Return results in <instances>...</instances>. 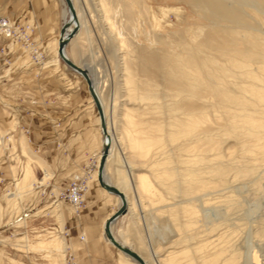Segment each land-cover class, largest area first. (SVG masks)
<instances>
[{
    "label": "bare ground",
    "instance_id": "1",
    "mask_svg": "<svg viewBox=\"0 0 264 264\" xmlns=\"http://www.w3.org/2000/svg\"><path fill=\"white\" fill-rule=\"evenodd\" d=\"M96 1L97 7H100L102 12L103 24H108L109 33H113L119 43L116 49L124 51L127 48L128 51L127 53L125 50L120 59L118 58L124 71L120 80L125 83L122 86L123 94L119 91L118 98L109 105L104 97L108 79L96 57L92 54L88 59L93 65L87 64V67H84L82 61L78 62L75 59L74 61L68 54V44L78 43L83 39L84 34H88V29L78 9V2L84 3L87 12L89 11L94 16L87 0H72L76 12L75 20L72 18L66 1L63 0L66 7L65 23L60 31V38L55 41L57 56L52 62L56 64L59 57L64 61L59 51L61 37L63 34L71 33L77 25L79 29L66 43L64 55L86 70L90 76L93 89L103 110L106 126V134H104L102 117L88 85L91 95L90 102L96 106L99 113L98 122L104 139L100 152L95 154L96 163L95 169L91 172L92 178L94 177L107 193L118 198V210L123 202L126 203L125 212L110 223L112 236L134 251L144 264H164L170 259H172L171 263H177L174 261L175 250H170L168 255L161 259L158 257V251L150 246V257L149 255L144 256L143 253L131 247L133 242L128 233L123 231L116 235L111 228L121 216L128 212L133 215L136 222L144 214L147 215L148 211L144 206H152L151 202L145 200V197H149L156 203L160 202L161 208L164 209L161 215L156 209L155 213L152 212L153 209L148 208L151 210L149 214L156 220L153 222L154 226L164 231L163 241L167 245L166 248L173 247L172 244H175V241L170 238V235L175 236L182 226L190 228L189 230L196 227L198 233L195 232L200 241L197 245V253L201 258L198 260L199 264H241L240 259L244 251L236 245L237 238L239 239L236 232L241 222L232 220L231 216L234 215H230V219L235 222L229 223L228 219L224 221L219 219L220 222L216 223L214 220V224H210L212 227H206L208 232L201 233L199 230L202 229L198 228L201 226L200 222L208 218L212 221V217L215 218L218 215L214 210L205 214L202 212L201 204H193V199L197 196L196 200L206 206L212 203L216 205V202L223 203L230 211L234 210L237 205L240 208L239 199L241 198L238 199L240 195L234 194L236 188H232L235 185L233 183L253 181L252 183L255 184L257 181V178H254L255 173L258 168L262 169L260 165L264 163V31L262 30L264 0H196L197 7L204 16L211 20L214 27H209L210 30L199 40L192 38L188 41L186 37H182L183 39L177 44L180 48L179 52L160 47V49L155 48L150 55L133 54L135 48H130L131 44L121 32L116 30V8L111 0ZM134 1L139 4L143 14H148L147 1ZM6 38L11 41V47L14 44H21L25 48H30L32 45V55L37 57L36 60H43L30 36L26 32L21 33L11 19L1 17L0 40ZM16 38L22 40L19 42L15 40ZM159 41H164V38L160 36ZM138 50L136 49V52H139ZM133 56L132 61L135 64L129 59ZM64 63L66 64L65 61ZM137 69L140 70L141 78L135 71ZM75 72L86 81L80 72ZM132 76L134 80H131ZM125 100L127 101L124 103L119 102ZM112 114L121 115L117 118L118 120L115 119L114 124ZM147 114L153 116L146 119L144 116ZM5 135L0 128V154L7 147ZM107 142L108 154L102 178L106 185L120 191L123 197L102 186L99 179L100 161ZM22 144L25 149L27 144L24 138H22ZM26 152L29 154L28 150ZM113 156L115 158L113 161L116 163L113 170L114 180L109 175L111 173L109 165ZM139 163L147 167V172L137 173L134 176L132 170L144 169L141 165V168L135 166ZM44 170L45 177L51 175L48 168ZM31 176L36 179L33 169L28 167L25 177L18 181L16 186L24 185ZM81 178L85 179L86 176L79 173L73 177L74 189L69 190V195L66 196L76 209L85 200L87 191L83 190L85 186H82ZM175 178L183 187L180 194H178V188L167 185V181H173ZM263 178L259 177V182L263 181ZM259 182L257 181L256 184L259 185ZM130 187H132L134 196H129ZM158 188L163 192H158ZM256 189L259 190V188ZM213 192H218V195ZM211 193L216 197L214 195L209 198L213 196ZM205 194H208L206 196L211 195L201 200ZM177 197L181 199L177 200ZM178 205H183L184 208L186 217L184 224H177L173 218L175 214L173 211L169 212L170 208L174 209L173 206ZM1 207L0 203V220L2 218ZM57 211L59 212V209ZM117 211L108 219L113 217ZM230 211L227 213L230 214ZM236 215L238 216L237 212ZM237 218L240 219V216ZM260 219L257 223L254 221L256 224L253 229L254 236L264 241V216ZM240 220L244 221V217ZM243 223L249 227L251 225L246 219ZM203 228L206 230L205 226ZM104 233L105 238L114 245L106 234L105 225ZM190 239L189 237L188 240ZM28 247L36 250L47 249L49 253L52 252V257L58 254L64 256L66 242L64 237L55 236L49 244L40 241L39 245L30 244L26 246ZM260 247L264 250V246ZM119 250L124 258L123 264H141L128 253ZM184 250L181 253L185 254ZM256 257L254 256L252 264L258 263L256 260L260 258Z\"/></svg>",
    "mask_w": 264,
    "mask_h": 264
},
{
    "label": "rangeland",
    "instance_id": "2",
    "mask_svg": "<svg viewBox=\"0 0 264 264\" xmlns=\"http://www.w3.org/2000/svg\"><path fill=\"white\" fill-rule=\"evenodd\" d=\"M87 1L92 8L91 10H93L94 16L89 11L87 12L84 3L78 2V9L80 17L84 20L85 27L88 29V34H84L80 42L70 43L73 46V55L69 52L68 54L70 58L73 57V60L82 61L84 63L82 64L86 67L87 64L93 65L88 58L92 54L96 57L99 66L108 79V86L104 90V97L108 104L111 105L118 98L119 91L123 94L122 86L125 83L120 80L124 71L118 58L120 59L121 54L125 50L127 51V48L124 51L116 49L119 47V43L114 34L109 33L108 24H103L102 12L99 9L100 7H97V1ZM145 1H147V5L149 6L148 14L146 15L143 14L141 7L134 0H111L116 8V30L121 32L131 44L132 47L130 48H135L133 54L142 53L150 55L155 48L160 49V47L179 52L180 48L177 44L183 39L182 37H186L185 39L188 41L192 38L199 40L210 28L214 27L211 20L207 16H204L202 11L197 7L196 0ZM1 17H10L15 21V25L20 29L21 33L26 32L27 35H31L30 39L33 45L35 44L44 61L41 59L40 61L36 60L37 57L32 55V45L30 48H25L21 44H14L11 47L9 39L0 40V128L6 134L5 142L7 144L5 150L2 151L3 153L0 154V203L2 205V218L0 220V264H78L81 248L77 246L76 238L80 234V217H82V211L87 202L86 195H88V191L95 181L91 173L92 166L96 163L95 154L100 152L104 139L100 129L101 138H94L97 144L95 145V150H92V158L88 161L89 163H78L77 166H74L73 173L71 174H67L66 171L70 167V162L73 161L70 156L72 148H68L66 142L71 130L79 123L82 115L85 118V115L87 117L89 113H95L96 117L99 118V113L96 106L91 102H89L91 107L87 109L84 106L85 102H82L83 104L81 105L77 103L88 99L85 95L86 85L88 84L81 75L66 66L60 57L56 63V68L50 65L51 58L54 56L52 52L54 48L49 46L48 42L55 38L56 35L51 39L42 40L40 33L36 29H30L29 27V25H32V15L29 18L30 22L28 25L23 17H17L14 13L10 14L7 11L1 12L0 6ZM35 27L38 28L37 25ZM262 30L264 31V25L262 26ZM160 36L164 38V41H159ZM177 37H180L179 41L175 40ZM15 40L20 42L22 39L16 38ZM136 49H139V52H136ZM54 53H56V43ZM129 59L132 61L134 56ZM132 62L135 64L134 61ZM135 71L138 72V76L141 78L140 70L137 69ZM133 78L132 76L131 80H134ZM126 101L119 102L124 103ZM135 103L139 105L138 102ZM86 104L88 105V101ZM72 106L73 108L70 112L63 116ZM76 111H82L83 113L80 115L79 112V114L73 116L69 121L66 120L67 117ZM53 116L61 117L53 118ZM120 116L112 114L113 124L116 123L117 118ZM151 116L147 114L144 117L150 119L149 117ZM94 119V115L92 118H88L90 125L93 124L92 120ZM22 138H24L27 144L25 149H23ZM84 142L83 138L77 143L84 144ZM26 149L29 151V154L26 152ZM116 153L118 154V150ZM111 159L112 162L109 165L111 173L109 175L114 180L113 170L116 167V163L113 161L115 159L114 156ZM66 163L67 167H65ZM140 165L144 169L132 170L134 176L137 173L147 172V167L144 164L139 163L135 166L141 168ZM260 166L263 171L264 163ZM28 167L33 169L36 179H33V176H31L24 185L20 184V186H16L17 182L25 177ZM47 168L50 170L51 175L45 177L46 172L44 169ZM258 169L254 178H257L259 182V177L262 179L264 173L262 174V171ZM54 171H56V174ZM79 173L87 178H81L82 186H85L83 190L87 191L85 193V200L76 209L66 196L69 195L70 187L73 184V177ZM263 181L259 182V185L255 181V184L252 183L253 181H249L250 183L248 181L233 183L235 185L232 188H236L234 194L240 195L238 199L241 198L239 202L242 203H239L240 208L237 205L232 210L233 212L228 210L223 203L219 204L216 202V205L212 203L206 206L196 200L197 196L193 199V204H201L202 212L205 214L214 210L218 215V217L215 216L216 219L212 217V221L210 220L211 218H208L200 222L201 226L198 228L202 230H198L201 233L208 232L207 228L212 227L210 224L214 220L216 223L227 219L228 222L230 221L229 223L235 221L241 222L240 225L238 223L240 230L238 229L236 232L239 239L236 236L238 241L235 240L238 242L236 245L241 247V251H244L240 259L241 264H252L254 256L260 258L256 260L257 264H259V260H261V264L264 263V250L260 247L262 246L263 248L264 245L262 244H264V241H260L259 238L255 237L253 230L256 225L254 221L257 223L264 216V213H262L264 211ZM167 183V185L170 184L174 188H178V194L183 189L182 184L177 178L173 181H167ZM253 185L259 188V190L255 187L254 189ZM158 189V192H163L162 189ZM255 191L257 192L256 194L254 193ZM213 193L218 195V192ZM129 194V196L135 195L132 187L129 188ZM206 195L208 194H205V197H201V200L202 198L209 197ZM214 195L209 198L214 197ZM178 198L180 197L176 199L178 200ZM145 200L152 203V206H144L148 211L147 215L139 216L140 218L136 222L137 220L128 212L121 218L122 220L119 225H116V228L115 224L112 225V230L116 235H119L123 231L128 233L133 243L140 247L144 256L149 255L148 257H150L149 249L151 246L158 251V257L162 259L161 255H164L166 250H168V248L164 247L165 243H163L164 231L154 226L153 222L156 220L149 214L151 213L149 209H153L152 212L157 210V213H161V215L164 209L161 208L162 204L154 202V199L145 197ZM182 206H173L174 209H169L170 213L173 211L175 214L173 218L177 224H184L186 222ZM220 208L221 210H219ZM58 209L59 212L57 211ZM226 209L230 211V214L229 212L227 213ZM202 212L201 214L205 215ZM230 215H234L231 216V219H235V221L230 219ZM239 216L240 219L244 217V221L238 219L237 217ZM245 219L248 224H251L250 227L246 223H243ZM204 226L205 228L207 227V231L203 230ZM195 228L189 230L190 228H183L182 226L175 236L170 235V238L175 241L171 249L176 251V254H174V261H177L176 264H199L198 260L201 259L197 253L199 239H197L198 231L197 228L194 230ZM55 236H62L65 239L66 250L64 256L58 254L52 257V252L49 253L47 249L36 250L29 247L26 248L30 244L39 245L40 241H45L49 244ZM85 237L86 235H83V233L79 235L80 243L85 241ZM189 237L191 238L190 240H188ZM104 239L108 244L112 245L105 238V233ZM186 248L187 250H184ZM182 250H184L185 254L181 253ZM100 259L103 261V264L124 263L120 250L114 245H112L108 254L103 259L100 257ZM170 260L172 261V259ZM170 260L164 262V264H173Z\"/></svg>",
    "mask_w": 264,
    "mask_h": 264
},
{
    "label": "crops",
    "instance_id": "3",
    "mask_svg": "<svg viewBox=\"0 0 264 264\" xmlns=\"http://www.w3.org/2000/svg\"><path fill=\"white\" fill-rule=\"evenodd\" d=\"M1 12L7 11V13H14L17 17L25 18L26 23L29 25L30 16L32 15V25H29L30 29H36L40 33V37L42 40L51 39L55 35L56 37L51 39L48 42L49 46H52L55 51V41L60 38V31L62 29L63 24L65 23V4L63 0H0ZM5 9V10H4ZM7 9V10H6ZM11 19L10 17H7ZM12 20V19H11ZM13 21V20H12ZM15 22V21H14ZM38 26V28L35 27ZM28 27V28H29ZM32 32V31H31ZM31 37V35H30ZM52 50V49H51ZM68 52L73 55V46L69 43L67 46ZM56 57V53H54ZM52 57V61L55 57ZM73 58V57H72ZM75 58V57H74ZM52 61H50V65L57 66ZM84 66V65H83ZM60 67V65H59ZM86 67V66H84ZM58 70V69H57ZM86 97L88 98L86 101H79L78 104H83L85 102V109L90 108L91 95L88 89V85H86ZM88 101V105L86 102ZM70 109L65 112L63 116L68 114ZM80 111H76L71 114V116L67 117L66 120H70L73 116L79 114ZM82 111L80 115H82ZM95 116V119L92 120V125L88 122V118H92ZM47 116V115H46ZM50 116H52L50 114ZM57 116H53L55 118ZM61 117V116H59ZM57 117V118H59ZM80 121L75 125V128L71 130L70 135L67 140L66 146L68 148H72L70 156L72 157V162H70V167L67 169V174L73 173L74 166H77L79 163H89L90 158H92V150L96 148L95 137L99 139L100 128L98 123V117H96L95 113H89V116L83 115L80 117ZM75 132V133H74ZM84 138V144L77 143L79 140ZM88 155V157H86ZM90 155V156H89ZM87 160V161H86ZM95 165V164H94ZM94 165L92 166V170L95 169ZM67 163L65 167H67ZM56 171H54L55 173ZM56 174V173H55ZM87 202L84 210L82 211V217H80V234L86 235L85 241L80 243L79 235H77L76 241L77 246L80 249V259H78V264H103L100 257L103 259L105 255L108 254L112 245L108 244L104 239V225L106 220L119 208V201L113 195H110L105 191L104 188L101 187L100 183L95 180L90 190L88 191V195H86ZM117 200V206H116ZM113 203V204H110ZM81 216V215H80ZM124 216V215H123ZM121 216L114 224L119 225L121 222ZM113 224V225H114ZM76 226V225H75ZM112 228V227H111ZM100 232V234H98ZM79 242V243H78ZM133 242V241H132ZM164 242V241H163ZM165 243V242H164ZM79 244V245H78ZM132 246L137 252L142 253L140 247L136 246L134 243H131ZM167 245H164L166 248ZM167 249V248H166ZM170 250H174L168 248L164 255H161L162 259L168 255ZM120 263V262H119ZM118 263V264H119Z\"/></svg>",
    "mask_w": 264,
    "mask_h": 264
},
{
    "label": "water",
    "instance_id": "4",
    "mask_svg": "<svg viewBox=\"0 0 264 264\" xmlns=\"http://www.w3.org/2000/svg\"><path fill=\"white\" fill-rule=\"evenodd\" d=\"M65 1H66V4H67L68 8H69L70 13L72 14V18L75 20V18H76V12H75V8H74V5H73L72 0H65ZM73 19H71V21ZM63 29H64V27H63ZM78 29L79 28L76 25L75 26V29L71 33H69L68 35H64V34L62 35L61 40H60V43H59V47H60L59 48V51H60V54L62 56V59L66 62V64L69 67H71L72 69H74L75 71L80 72L85 77V79H86V81H87V83L89 85V89H90L91 95L93 96L94 102L96 103V106L98 108V111H99V113H100V115L102 117L103 132H104V134H106V129H105L106 126H105V121H104V118H103V110H102L101 104L99 102L98 96H97L96 92L93 89V85H92V81H91L90 76L88 75V73H87L86 70L82 69L75 62H73L71 59H69L68 57H66L64 55V47H65L66 43L78 31ZM107 154H108V142L104 145L103 155H102V158H101V161H100V167H99V179H100V182H101L102 186H104L105 188H107L109 191L114 192L117 195L123 197L122 196V193L120 191H118L117 189H115L114 187H112L110 185H106L104 183V181H103L102 172H103L104 164H105V161H106V158H107ZM123 200H124V198H123ZM125 210H126V203L123 202L122 207L113 215V217H111L110 219L107 220V222L105 224L106 234L110 238V240L112 241V243L117 248L123 250L125 253H128L134 259L138 260L141 264H144V262L142 261V259L134 251H132L130 248L124 246L123 244H121L120 242H118L116 239H114V237L112 236V233L110 231V223L116 217H118L119 215H121L122 213H124Z\"/></svg>",
    "mask_w": 264,
    "mask_h": 264
},
{
    "label": "built area",
    "instance_id": "5",
    "mask_svg": "<svg viewBox=\"0 0 264 264\" xmlns=\"http://www.w3.org/2000/svg\"><path fill=\"white\" fill-rule=\"evenodd\" d=\"M72 189H74L73 184H72L71 187H70V190H72ZM79 194L81 195V191H80V190H79Z\"/></svg>",
    "mask_w": 264,
    "mask_h": 264
}]
</instances>
